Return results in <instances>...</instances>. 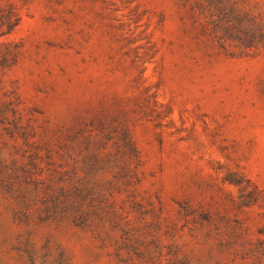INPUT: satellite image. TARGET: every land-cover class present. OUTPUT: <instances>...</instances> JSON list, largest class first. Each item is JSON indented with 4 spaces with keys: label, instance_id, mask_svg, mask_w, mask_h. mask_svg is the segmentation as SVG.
<instances>
[{
    "label": "rangeland",
    "instance_id": "374dc122",
    "mask_svg": "<svg viewBox=\"0 0 264 264\" xmlns=\"http://www.w3.org/2000/svg\"><path fill=\"white\" fill-rule=\"evenodd\" d=\"M0 264H264V0H0Z\"/></svg>",
    "mask_w": 264,
    "mask_h": 264
}]
</instances>
